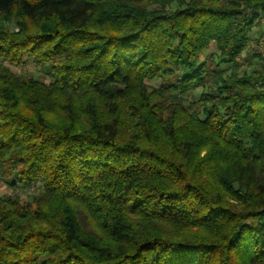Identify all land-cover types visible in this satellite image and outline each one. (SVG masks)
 Instances as JSON below:
<instances>
[{
  "label": "trees",
  "instance_id": "16d2710c",
  "mask_svg": "<svg viewBox=\"0 0 264 264\" xmlns=\"http://www.w3.org/2000/svg\"><path fill=\"white\" fill-rule=\"evenodd\" d=\"M262 16L0 0V60L50 78L0 66V176L34 192L0 197V264H264V57L236 61Z\"/></svg>",
  "mask_w": 264,
  "mask_h": 264
},
{
  "label": "rangeland",
  "instance_id": "374dc122",
  "mask_svg": "<svg viewBox=\"0 0 264 264\" xmlns=\"http://www.w3.org/2000/svg\"><path fill=\"white\" fill-rule=\"evenodd\" d=\"M264 24H262L261 22H259V26H258V29H257V36L254 38L253 40V44H257V42L261 41L264 39V33L262 32H259L262 30V27ZM260 37L258 36L259 34ZM255 39H258L257 42H255ZM209 57V54L208 53H204L202 55V58L205 59V58H208ZM26 64L20 68H15V67H12V66H8L6 63H3L1 60H0V66H6L9 68L10 71L12 72H15V73H20V74H23V75H27V76H32L33 78L35 79H38L42 82H44V84H48L50 82V78L49 76H47L46 72L39 66H34L30 60H26ZM248 59L247 58H243L240 60V63H242L243 65V68L245 71H250L252 69H256L258 67L259 64H257V62H255L256 64L252 63L249 64L247 63ZM158 86V83L157 82H152L150 83V87H157ZM199 93V91L195 92L194 94H190L189 96V99H193V97L197 96ZM10 177H3V176H0V197H6V196H18L20 200L22 201H27L32 195H33V191L32 190H29V189H26V188H17V189H12L10 188L8 185H6L5 183V180H9Z\"/></svg>",
  "mask_w": 264,
  "mask_h": 264
},
{
  "label": "crops",
  "instance_id": "0c3cea01",
  "mask_svg": "<svg viewBox=\"0 0 264 264\" xmlns=\"http://www.w3.org/2000/svg\"><path fill=\"white\" fill-rule=\"evenodd\" d=\"M257 29L254 30L253 33L250 35L251 41H250L249 45L247 46V48L244 50V52L241 54V57H240V60L242 59V57L247 58L248 59L247 63L249 64V66H250L252 61H253L252 63H254V64H256L255 62H257V64H259L258 58L255 56L253 57L252 55L257 54V55H261L262 57H264V39L261 40L260 42L258 41V39H255V42L258 41L257 44L252 43L254 38L257 36V33H256ZM259 32L264 33V27H262V30ZM260 35L261 34H259L258 36L260 37Z\"/></svg>",
  "mask_w": 264,
  "mask_h": 264
},
{
  "label": "built area",
  "instance_id": "2783aa9c",
  "mask_svg": "<svg viewBox=\"0 0 264 264\" xmlns=\"http://www.w3.org/2000/svg\"><path fill=\"white\" fill-rule=\"evenodd\" d=\"M260 22H261L262 24H264V16H262V17L260 18ZM240 57H241V56H239V57L236 58V61H237V62L240 61Z\"/></svg>",
  "mask_w": 264,
  "mask_h": 264
}]
</instances>
